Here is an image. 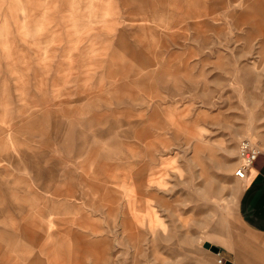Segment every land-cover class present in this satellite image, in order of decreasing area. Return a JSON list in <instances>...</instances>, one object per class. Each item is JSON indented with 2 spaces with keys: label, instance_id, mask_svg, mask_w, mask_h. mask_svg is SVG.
I'll use <instances>...</instances> for the list:
<instances>
[{
  "label": "rangeland",
  "instance_id": "1",
  "mask_svg": "<svg viewBox=\"0 0 264 264\" xmlns=\"http://www.w3.org/2000/svg\"><path fill=\"white\" fill-rule=\"evenodd\" d=\"M244 139L264 0H0V264H218Z\"/></svg>",
  "mask_w": 264,
  "mask_h": 264
},
{
  "label": "crops",
  "instance_id": "2",
  "mask_svg": "<svg viewBox=\"0 0 264 264\" xmlns=\"http://www.w3.org/2000/svg\"><path fill=\"white\" fill-rule=\"evenodd\" d=\"M240 185L236 215L243 234L228 246L221 264H264V151Z\"/></svg>",
  "mask_w": 264,
  "mask_h": 264
},
{
  "label": "built area",
  "instance_id": "3",
  "mask_svg": "<svg viewBox=\"0 0 264 264\" xmlns=\"http://www.w3.org/2000/svg\"><path fill=\"white\" fill-rule=\"evenodd\" d=\"M259 154L258 145L247 139L241 140L237 147L239 161L234 176L240 180L244 179L246 172L252 167ZM218 263L221 264V259L218 260Z\"/></svg>",
  "mask_w": 264,
  "mask_h": 264
},
{
  "label": "water",
  "instance_id": "4",
  "mask_svg": "<svg viewBox=\"0 0 264 264\" xmlns=\"http://www.w3.org/2000/svg\"><path fill=\"white\" fill-rule=\"evenodd\" d=\"M212 251H213L214 253H218V249L215 248V247H213Z\"/></svg>",
  "mask_w": 264,
  "mask_h": 264
},
{
  "label": "bare ground",
  "instance_id": "5",
  "mask_svg": "<svg viewBox=\"0 0 264 264\" xmlns=\"http://www.w3.org/2000/svg\"><path fill=\"white\" fill-rule=\"evenodd\" d=\"M238 180H240V179H238ZM241 181V180H240Z\"/></svg>",
  "mask_w": 264,
  "mask_h": 264
}]
</instances>
